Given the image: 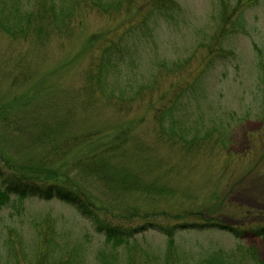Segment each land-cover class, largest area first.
Wrapping results in <instances>:
<instances>
[{
  "label": "rangeland",
  "instance_id": "obj_1",
  "mask_svg": "<svg viewBox=\"0 0 264 264\" xmlns=\"http://www.w3.org/2000/svg\"><path fill=\"white\" fill-rule=\"evenodd\" d=\"M175 1V14L153 27L143 42L135 70L139 77L149 79L160 61L191 59L189 69L199 75L196 91L187 100L186 124L198 126L199 134L212 130L214 142H223L210 155L190 158L165 146L154 150L165 166L153 171V178L158 177L160 184L169 182L168 189L174 193L145 197L107 189L76 169L78 158L112 142L123 128H132L133 144L140 141L145 147L150 145L151 151L159 146L154 143L155 122L148 107L119 113L102 102L97 101L94 109L83 103L80 91L92 57L87 45L90 37L114 30L125 18H107L98 11L86 14L73 39L62 44L57 40L10 42L0 34V168L38 181L67 180L118 219L133 218V212L140 214L136 218L140 222L143 215L153 212L157 224L166 225L175 223L169 216L193 210L236 228L264 224V0H245L241 10L248 32L225 35L221 45L225 56L209 65L203 50L218 26L222 0ZM237 1L227 0L230 10L238 7ZM159 82L162 90L172 83L166 79ZM65 107L72 110L69 125L61 126L68 134H97L78 150L59 158L57 144L42 143L39 137L44 126H54L56 121L66 124ZM171 167V176L159 178ZM46 218L56 224L62 244L83 251L85 264H97L100 251H113L122 262L131 251L136 263L157 264L153 257L162 263L171 244L166 236L148 232L113 248L71 206L59 200L12 196L0 207V253L9 233L15 232L32 244L36 229ZM175 238L178 257L187 264H198L214 251H224L241 264H255L252 250L264 261L262 238L237 240L217 231H190Z\"/></svg>",
  "mask_w": 264,
  "mask_h": 264
},
{
  "label": "trees",
  "instance_id": "obj_2",
  "mask_svg": "<svg viewBox=\"0 0 264 264\" xmlns=\"http://www.w3.org/2000/svg\"><path fill=\"white\" fill-rule=\"evenodd\" d=\"M244 2L245 0H238L236 5L240 6V9L236 7L230 10L231 4L227 0L221 1L217 12L220 16L219 23L213 31L216 33H212L211 40L203 50L206 65L225 56L221 48L225 35L248 32L245 12L241 10ZM177 9L175 0H0V34L10 42L38 40L45 43L57 40L62 44L63 41L73 39L86 14L98 11L111 19L125 17L114 30L90 37L87 45L92 57L80 94L88 109H94L97 101L110 105L119 113H131L142 105L148 107L150 112H153L155 122L154 143L159 146L152 148V151L150 145L145 147L140 141L135 143V146V138L131 135L132 128L127 127L121 129L112 142L78 158L75 166L79 174L100 182L102 187L145 197L172 194L174 191L168 189L171 187L169 182L160 184L158 177L153 178L152 172L165 166L163 159H160L154 150L165 146L183 157L190 158L199 154L210 155L220 146L218 144L223 142L221 139L214 142L212 130L208 129L199 134L198 126L186 124V117L189 116L185 112L189 103L187 100H190L189 95L196 91L194 87L199 75L196 70L189 69L191 59L184 62L160 61L149 79L139 77L141 75L135 70L139 68V49L148 39L152 28L161 21L170 19ZM254 46L258 48L255 44ZM161 79L171 80L169 89H161ZM64 112L66 124L56 121L54 126H44L42 136L39 137L42 143L50 141L57 144L61 154L59 158L67 152L78 150L97 134H68V130L61 126L69 125L72 110L65 107ZM167 169L168 171L159 178L172 175L174 167ZM12 196L39 201L59 200L71 206L81 217L90 221L95 227L94 231L103 235L106 243L113 248L130 243L137 236L148 232L162 234L171 244L162 263L153 257V263L157 264H187L178 257L174 247L175 237L184 232L195 231L201 234L217 231L227 233L237 240L248 237L264 239V224L236 228L224 225L216 218H207L203 211L188 210L176 216H169V221L175 220V223L166 225L157 224L153 212L147 216L143 215L140 222L136 220L140 214L133 212H130L133 218L123 216L118 219L85 197L67 180L38 181L20 172L0 168V207ZM186 217L188 218L185 219ZM53 222L49 218L42 222L43 225L36 229L32 244H27L15 232L9 233L2 245L0 264H85L83 251L79 247L71 248L58 240L56 224ZM250 253L255 264H264V261L255 255L256 252L250 250ZM127 254L122 262L115 252L100 251L96 263L144 264L136 263L131 251ZM198 264L241 263L233 260V256L224 251H214Z\"/></svg>",
  "mask_w": 264,
  "mask_h": 264
}]
</instances>
